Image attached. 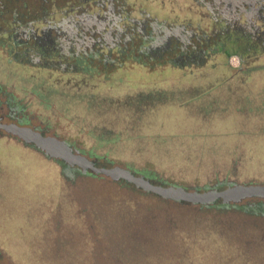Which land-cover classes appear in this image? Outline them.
Here are the masks:
<instances>
[{
  "label": "rangeland",
  "instance_id": "374dc122",
  "mask_svg": "<svg viewBox=\"0 0 264 264\" xmlns=\"http://www.w3.org/2000/svg\"><path fill=\"white\" fill-rule=\"evenodd\" d=\"M138 2L158 20H179L153 2ZM130 55L112 53L107 58L113 62L106 63L90 59L91 76L76 96L65 85L76 72L14 65L0 48V108L9 99L20 109L2 121L62 139L97 166L128 168L135 175L148 171L163 187L204 192L217 180L218 189L264 185V55H248L236 66L219 53L212 67L195 71L162 59L140 64ZM127 97L130 103L120 100ZM2 133L0 264H122L137 258L146 264H264V217L224 211L207 218L180 210L170 215L154 198L135 195L102 174L68 176L62 165ZM244 202L264 203V197ZM204 225L235 241L239 258L195 251L198 234L210 238L195 232ZM195 239L194 251H180L178 245Z\"/></svg>",
  "mask_w": 264,
  "mask_h": 264
},
{
  "label": "flooded vegetation",
  "instance_id": "af4514ba",
  "mask_svg": "<svg viewBox=\"0 0 264 264\" xmlns=\"http://www.w3.org/2000/svg\"><path fill=\"white\" fill-rule=\"evenodd\" d=\"M142 1L153 2L175 15L181 7L180 0ZM241 1L235 10L230 9L233 16L222 25V31L212 34H222L228 40L232 35L248 34L261 48L264 46V0ZM140 6L138 0H0V48L7 55V61L34 69L49 65L71 72L82 64L88 65L90 59L101 57L102 63L113 62L107 58L112 53L120 57L131 54V59L140 64H144L140 59L148 62L162 59L172 67L184 69L186 49L172 36L169 38L171 31L175 37L180 36L175 33L180 26L168 29L164 20L156 19ZM155 36H160V40ZM200 50L195 51V57H201ZM224 52L229 64L230 55L236 57V66L243 64L244 57L226 49ZM5 103L6 109L0 108V123H7L3 118L10 119L20 110L9 99Z\"/></svg>",
  "mask_w": 264,
  "mask_h": 264
},
{
  "label": "trees",
  "instance_id": "16d2710c",
  "mask_svg": "<svg viewBox=\"0 0 264 264\" xmlns=\"http://www.w3.org/2000/svg\"><path fill=\"white\" fill-rule=\"evenodd\" d=\"M198 3L192 4L189 7H185L186 9V14L190 20H178V21H173V22H163L165 23L164 26L166 28H174L177 26V30H175V33L179 34L180 36H174L173 31L170 32L169 38H172L179 42L180 46H183L186 49V56H184V63H185V69L188 71H195L199 69H204L203 67L206 66V64L211 65L212 67V60L215 59L216 55L219 53L224 54L227 56V52L225 53L224 50H228L230 52H235L241 57H246L248 55H251L253 57L257 56L258 53L261 55H264V53H261V48L258 46V44L253 41V39H223L222 34H218L217 36H213L212 33L214 32H219L222 31V25L224 23H227V18L232 17L233 14L231 13V5L232 2L230 0H196ZM179 24V25H178ZM168 25V26H167ZM175 29V28H174ZM180 29V30H179ZM182 34V35H181ZM225 37V36H224ZM156 40H160V36H155ZM197 40V41H195ZM223 40H226L225 42H222ZM218 41V42H217ZM216 42V44H215ZM195 46V47H194ZM201 49V57H195V51L197 49ZM193 53L191 52V50ZM199 53V52H198ZM191 54V55H190ZM60 56V55H59ZM58 56V58H59ZM232 56V55H230ZM190 57H195L194 59H190ZM174 66V65H172ZM29 67V66H28ZM3 69V68H2ZM33 69L34 68H30ZM41 70H50L54 69L52 66L49 65H44L43 67L40 68ZM212 69L216 70V66L213 67ZM59 72H64L68 73L70 71L62 70V69H56ZM71 72H76L77 76L74 77V81L70 80L69 83L68 81L66 82V86L73 88L72 90L73 93L76 96H79L80 92L77 93V88H82L85 85V80L88 79L87 75L91 76V73L89 71V67L86 66L85 64H82L78 69H75L74 71ZM23 76V75H22ZM34 79L36 80V77L34 76ZM56 82L59 85L64 84V81L56 80ZM55 84V83H54ZM35 86V84H34ZM64 86V85H62ZM33 89V88H32ZM102 99L105 100V103L109 102L110 99L101 96ZM107 99V100H106ZM113 100V99H111ZM119 100V99H116ZM120 100L127 101L130 103V97L127 98H122ZM104 103V102H102ZM105 115V114H104ZM102 115V116H104ZM127 115V114H126ZM57 164L62 165L63 164L59 161L54 160ZM64 167V166H63ZM65 168V167H64ZM79 172L75 169H68L67 170V175L69 174H78ZM141 173H144L149 176H153V174H149L148 171L143 170ZM93 175V174H92ZM113 184H118L120 186H124L127 188L128 191L132 192L135 195H144L148 196L150 198H154L160 204V206L165 207L170 210V215H172L175 210H180L186 213H189L194 216H200V217H207L209 216H215L217 213H220L218 215L222 216V212H243V213H248L251 216L259 217L262 216L264 217V203L262 202H244V203H221L218 201H211L207 204H199V203H186V202H181L180 200H175V199H164L161 197H158L157 195L151 194L146 191H141L138 188L133 187L129 183L122 181V180H117L111 181ZM216 183V182H215ZM218 184V183H217ZM232 210V211H228ZM123 214V213H122ZM218 219H221V217L217 216ZM225 217V216H223ZM198 228L196 231H201L203 233H207L208 238L207 240L203 241V236L198 234L197 236L201 239L200 244L197 243V246L195 248V251H200L204 252L206 249L212 250V251H217V252H226L228 254H231L235 257L239 258V254H241V249L239 248V245L235 243V241H229L226 236L223 235V233L218 229V228H212L208 227V225H204L203 229L201 227H196ZM206 236V237H207ZM198 242L197 239L194 241H185L182 242L181 245H178L180 251H194L192 247L195 246V243ZM191 260V259H190ZM186 262V264H202L200 261L193 260ZM241 262L245 263V261L240 259ZM190 261V262H189ZM228 263L226 264H233L232 259H226ZM238 264L239 261L236 260ZM131 263H129L127 260L125 262H122V264H146L142 262L141 258H137L136 260H131ZM179 264V263H178ZM215 264H219L218 262Z\"/></svg>",
  "mask_w": 264,
  "mask_h": 264
},
{
  "label": "water",
  "instance_id": "95a60500",
  "mask_svg": "<svg viewBox=\"0 0 264 264\" xmlns=\"http://www.w3.org/2000/svg\"><path fill=\"white\" fill-rule=\"evenodd\" d=\"M0 129L18 139L23 146L31 147L43 156L61 162L65 168L75 169L80 174H102L114 181L124 180L127 183H132L135 187L155 193L162 198H171L186 203L207 204L211 201L239 203L245 197H264V185L239 183L218 189L217 185L220 184V180H217L214 185L209 186V189L204 190V192H199L198 187H194L192 191H187L184 186L177 184L163 187L154 183L153 178L144 173L135 175L137 172L130 171L128 168L97 166L95 159H89L79 149L72 148L66 141L55 136L45 135L34 128L10 122L0 123Z\"/></svg>",
  "mask_w": 264,
  "mask_h": 264
},
{
  "label": "crops",
  "instance_id": "0c3cea01",
  "mask_svg": "<svg viewBox=\"0 0 264 264\" xmlns=\"http://www.w3.org/2000/svg\"><path fill=\"white\" fill-rule=\"evenodd\" d=\"M230 1L232 2V5L230 6L231 7V10H235L236 6L239 5V2L242 3L241 0H230ZM180 3H181V5H180L181 7H180V9L177 10V16H179L180 18H183V20H186V21L190 20L188 18L187 14H186L185 7H189L192 3L189 0H180ZM170 12H172L173 14H175L173 11H170ZM229 20L230 19L227 18V21L226 22H228ZM231 37H233L232 39H234V41H236V42H237L238 39L239 40L240 39H244V38H246V39H250V38L251 39H254L252 36H248V34L247 35L246 34H242L240 36H238V35L237 36L232 35ZM260 40H262V39H260ZM261 48L264 49V46L261 47Z\"/></svg>",
  "mask_w": 264,
  "mask_h": 264
},
{
  "label": "built area",
  "instance_id": "2783aa9c",
  "mask_svg": "<svg viewBox=\"0 0 264 264\" xmlns=\"http://www.w3.org/2000/svg\"><path fill=\"white\" fill-rule=\"evenodd\" d=\"M232 58L236 60V57L235 56H231L229 60H231Z\"/></svg>",
  "mask_w": 264,
  "mask_h": 264
}]
</instances>
